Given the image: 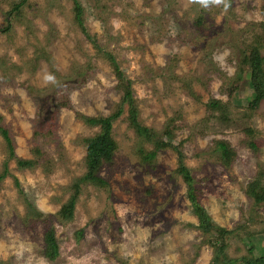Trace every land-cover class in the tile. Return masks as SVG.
Wrapping results in <instances>:
<instances>
[{
    "label": "rangeland",
    "instance_id": "374dc122",
    "mask_svg": "<svg viewBox=\"0 0 264 264\" xmlns=\"http://www.w3.org/2000/svg\"><path fill=\"white\" fill-rule=\"evenodd\" d=\"M19 1L0 0V115L10 127L17 157L34 158V146L43 156L36 168L19 169L15 159H8L0 135V174L4 162L9 169L0 181V264H209L212 249L200 242L203 235L187 186L174 171L177 152L165 148L152 162H142L140 142L127 127V105L113 124L119 146L113 165L101 171L108 187L83 186L68 223L23 219L26 201L46 215L59 210L73 178L85 171L83 138L99 130L77 114L108 115L121 92L109 61L74 21L70 0H27L23 15L3 32L6 17L14 14L7 16V11ZM79 1L89 34L116 56L132 80L142 124L179 145L212 220L227 229L242 226L238 234L246 227L256 232L249 241L252 252L264 255V234L259 232L264 211L244 193L259 165L264 170V102L251 118L230 123L210 116L206 106L211 97L241 105L248 82L241 80L237 95L229 97L234 91L230 78L238 65L246 64L240 50L250 53L264 40L258 26L264 21V0H225L227 10L223 4L205 8L195 0ZM247 69L245 65L243 72ZM47 75L55 82L46 81ZM65 101L68 106H62ZM36 120L46 122L38 137L33 136ZM244 126L258 130L256 154L241 144ZM218 138L237 149L238 158L229 167L212 151ZM251 216L254 220L248 221ZM49 225L59 242L53 261L40 252ZM79 229L81 238L75 234ZM227 252L232 257L247 254L235 236Z\"/></svg>",
    "mask_w": 264,
    "mask_h": 264
},
{
    "label": "trees",
    "instance_id": "16d2710c",
    "mask_svg": "<svg viewBox=\"0 0 264 264\" xmlns=\"http://www.w3.org/2000/svg\"><path fill=\"white\" fill-rule=\"evenodd\" d=\"M27 0H20L14 2L11 9L7 11L6 15L12 13L11 17H6V25L2 28L3 32H9L12 28L10 21L19 20L22 14V5ZM72 3V11L74 21L79 29L83 32L86 38L93 43L95 50L104 59L109 61L117 82L115 88L121 92L119 102L117 103L115 110L105 116H87L78 113L77 116L81 118L85 124L89 126H98L99 130L96 134L83 138V142L86 145V154L84 157L85 171L80 176L73 178L71 184L68 186L70 190L69 197L62 203L59 210L55 214H43L37 208L34 207L32 202H27V215L23 219L26 222L39 220L43 221L56 218L59 223L65 224L73 220L74 208L78 202L79 196L82 192L83 186L88 184L93 185L98 189H106L109 185L107 179L101 175L102 168L104 166L111 167L113 165V155L118 149V143L113 135V124L122 115L124 105H127L126 121L127 127L134 132V135L139 140L140 147L137 153L140 156L142 162L150 163L158 155L159 151L165 148L177 152V167L174 171L182 176L185 182L186 196L190 202L191 211L197 218V228L201 231L203 238L200 241L201 244L207 245L212 249V257L209 264H264V255L253 254V246L250 244V237L256 232L247 230V227L241 234H238V229H242V226L238 225L235 229H227L215 223L211 216L207 213L205 207L199 201L198 189L194 184V178L189 171V168L184 164V157L178 144H173L166 139L159 138V133L153 128L145 126L139 119V110L137 107L136 99L133 96L132 80L127 78L122 71L119 62L116 60V56L109 50H106L103 46L97 43V39L89 34L84 23V8L79 0H70ZM23 15V14H22ZM200 20V19H199ZM198 20V21H199ZM261 33L264 35V21L258 24ZM264 48V40H261L258 45L252 48L250 53H247L245 49L240 50V59L243 66L238 65L235 76L230 78L233 85V92H228V96L235 97L236 91L238 92V84L241 80L246 79L248 82V89L242 95L241 105L231 104L229 101L223 102L221 99L211 97L206 106L209 111V115L216 120L226 121L230 123L232 120L238 118L247 119L251 118L254 113L259 109L261 103L264 102V54L262 50ZM41 53V52H40ZM42 54H45V50L42 49ZM50 57V56H48ZM248 66L247 72H243V67ZM84 77V74H83ZM86 79L80 81L84 83ZM190 92H192L190 90ZM62 106H68L67 102H63ZM242 108L241 111L237 109ZM58 108L54 109V113H57ZM234 110V112H233ZM46 122H40L36 120L34 126L33 136L38 137L39 134L45 132ZM55 120L49 124L48 132L52 133L55 128ZM244 137L242 138V145L250 149L253 153H258L259 141L256 139L258 130L252 126H244L242 131ZM0 135L2 136L8 153V159H15L16 165L19 169H34L38 165V160L43 153L39 146L32 148L34 158H22L17 157L15 153V141L8 124L4 123L3 117L0 115ZM151 144L150 150L144 147L145 144ZM212 151L216 152L217 159L222 165L229 167L238 158L237 149L231 144V142L224 138H218L213 140ZM9 169L7 162H4L3 170L0 174V181L8 175ZM15 183L19 185L18 181ZM244 193L247 197L253 200V207L263 209L264 211V170L262 165H259L258 170L253 177L247 182ZM258 215L260 213L256 212ZM254 218L251 216L248 221H252ZM259 232L263 235L264 228H260ZM76 237L81 238L83 235V229L76 231ZM241 240L247 250V254H241L237 257H232L228 254L227 248L229 246V239L233 237ZM41 254L46 259L53 261L59 255V242L55 235V229L52 225H49L43 235V247Z\"/></svg>",
    "mask_w": 264,
    "mask_h": 264
},
{
    "label": "clouds",
    "instance_id": "9594fccd",
    "mask_svg": "<svg viewBox=\"0 0 264 264\" xmlns=\"http://www.w3.org/2000/svg\"><path fill=\"white\" fill-rule=\"evenodd\" d=\"M195 2L199 3L201 6L207 8L209 5H221L223 4L225 10L229 7V4L225 2V0H195ZM45 80L48 82H55V77L52 75L45 76Z\"/></svg>",
    "mask_w": 264,
    "mask_h": 264
}]
</instances>
